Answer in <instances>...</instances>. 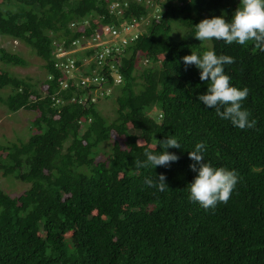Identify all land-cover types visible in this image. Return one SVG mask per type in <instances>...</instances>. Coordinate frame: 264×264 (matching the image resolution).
Instances as JSON below:
<instances>
[{
  "label": "trees",
  "instance_id": "16d2710c",
  "mask_svg": "<svg viewBox=\"0 0 264 264\" xmlns=\"http://www.w3.org/2000/svg\"><path fill=\"white\" fill-rule=\"evenodd\" d=\"M114 2L122 12L109 8ZM238 7L240 0H0V37L31 48L50 76L38 83L15 75L11 67L29 61L0 46V104L35 113L28 139L0 143V177L29 184L16 195L0 185V264H264V51L194 37L202 19L230 22ZM146 17L119 56L121 83L106 71L109 94L84 105L90 90L74 79L60 88L58 45ZM207 50L234 58L224 71L230 85L249 89L242 108L254 128L239 129L197 100L208 83L183 57ZM102 98L116 103L113 120L99 109ZM168 136L181 145L167 149L177 161L137 166L146 151L163 152L158 141ZM200 142L206 163L238 177L214 210L189 199L198 173L188 153ZM161 173L164 192L145 184Z\"/></svg>",
  "mask_w": 264,
  "mask_h": 264
},
{
  "label": "clouds",
  "instance_id": "9594fccd",
  "mask_svg": "<svg viewBox=\"0 0 264 264\" xmlns=\"http://www.w3.org/2000/svg\"><path fill=\"white\" fill-rule=\"evenodd\" d=\"M240 5L230 22L223 17L202 19L195 25L194 37L200 42L215 39L229 45L234 42L239 45L252 42L256 49L264 51V0H240ZM234 62L233 57L217 55L213 50L204 51L202 56L192 52L183 57L185 67L195 65L200 70V80L208 83L207 92L198 95L197 100L204 106L215 109L221 119L230 120L239 129L254 128L256 120H249V111L242 108V102L248 97L249 89L230 85V77L224 71V65ZM158 143L165 150L159 154L146 151V160L136 161L137 166L169 167L179 159L175 153L167 151L168 148H181L174 136H168ZM204 150L205 144L200 142L195 145V150L188 153L189 159L193 161L189 167L198 173L189 184V199L199 203L205 210H214L218 203H227L238 177L234 171L213 168L206 163ZM145 184L157 188L160 192H164L168 187L163 173L159 174L156 181L146 178Z\"/></svg>",
  "mask_w": 264,
  "mask_h": 264
},
{
  "label": "built area",
  "instance_id": "2783aa9c",
  "mask_svg": "<svg viewBox=\"0 0 264 264\" xmlns=\"http://www.w3.org/2000/svg\"><path fill=\"white\" fill-rule=\"evenodd\" d=\"M114 3V9L118 8V11L122 12L120 4ZM136 23L138 21L123 24V27L106 24L97 28L92 38L81 37L68 47L60 43L54 51L57 59L55 66L62 74L59 80L60 88H68L69 79H74L76 86L90 90L83 102L79 100L84 105L89 104L88 102L95 103L104 94H109L111 88L104 87L108 80L106 71L110 70V76L115 79V83H121L122 77L116 67L120 64L119 56L128 43L138 37L139 32L134 28ZM91 49L94 52L87 54ZM72 101H75V97Z\"/></svg>",
  "mask_w": 264,
  "mask_h": 264
},
{
  "label": "rangeland",
  "instance_id": "374dc122",
  "mask_svg": "<svg viewBox=\"0 0 264 264\" xmlns=\"http://www.w3.org/2000/svg\"><path fill=\"white\" fill-rule=\"evenodd\" d=\"M114 4L112 3L109 8L114 10ZM122 9V7L120 6ZM149 18H143L140 22L135 24L136 31L140 32L144 24L148 23ZM0 46L8 47L12 51L20 52L27 60L29 65L26 68L21 67H11V71L18 76H30L32 79L39 83L43 82L47 78L46 70L43 67L44 62L38 58L35 53H32L31 48L26 46L21 41H16L13 39H5L0 37ZM141 67V65H140ZM143 68V65H142ZM98 107L104 114V116L113 120L116 116V103L113 99H100L98 102ZM33 111L20 110L16 113L10 112L8 108L0 104V143L18 141L19 138L28 139L30 134V122L34 116ZM154 114V113H153ZM0 185L4 191L16 195L28 188L29 184L22 183L15 179H7L5 177H0Z\"/></svg>",
  "mask_w": 264,
  "mask_h": 264
}]
</instances>
